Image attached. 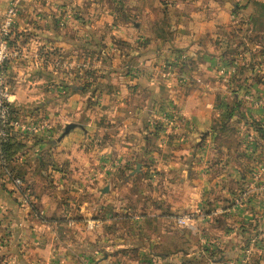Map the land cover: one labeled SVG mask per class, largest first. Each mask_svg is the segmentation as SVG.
Returning a JSON list of instances; mask_svg holds the SVG:
<instances>
[{
  "label": "rangeland",
  "instance_id": "1",
  "mask_svg": "<svg viewBox=\"0 0 264 264\" xmlns=\"http://www.w3.org/2000/svg\"><path fill=\"white\" fill-rule=\"evenodd\" d=\"M15 1L18 6V14L15 17L16 20L11 33L12 38L10 35L14 55L7 62L8 68L12 67V72L8 73L7 80L11 93L15 89L18 92L16 98L12 93V99H15V104H17L18 108H21V111L14 109L13 120L20 121V125L13 127V129L10 128L8 132L7 141H9L12 133L15 134H13V142L11 141L8 159L0 163V188L11 187L13 192L18 195V199H14V203L10 199V202L22 207L27 212V215L29 214V216L31 215L33 218L44 222L53 219L52 216H49L51 214L47 213L44 208L50 206L51 187L53 186L57 190V192L55 191V197H58L59 205L55 204L53 211L59 208L60 210H57L58 215L64 212L62 214L63 217H59H62L67 222V227H69V233L67 229L60 228V233L64 237H61L63 244L59 245V247L69 248L70 253L66 254L69 256L58 259L55 264H96V261L99 260L98 258L107 250L98 251L96 257L92 253H89L88 257L86 253L76 251L78 249L82 250V245H86L88 250L91 249V245L83 244L82 236L85 233H93L97 237L102 225L114 228L117 221L122 224H125L126 221L128 225L129 221H131L137 229H142V222L150 220L153 208L155 207V210L159 208L157 202L161 201V199L163 200L164 196L166 198L167 194H169L168 198L170 200L168 201V209L162 213L168 215L174 223L171 229L174 232L172 235H174L175 241L172 240L169 248L173 257L178 254L182 255V253L183 257H185L192 250H194L195 254L204 252L208 256L222 255L224 257L227 252L230 253L232 251L230 249V232L234 237H244V243L240 244L238 242V250H241V254L244 251L247 252L246 249L249 247L247 238L252 239L255 244L264 240L263 222L260 223L258 218L249 222V218L241 216L242 213L240 211L243 208L246 210V205L250 203V198L249 200L242 199V193L249 187L255 189L260 181H254L255 186L246 184L243 187L242 184L239 185L231 200L230 191L227 190L229 198L224 197L225 199L227 198V202L225 201L226 203L224 202V204V198L218 199L222 200V206H219V209H206L204 211V207L195 206L199 203V200H194L193 205L191 204L192 206L184 209L182 208V200L177 196L178 191H183L177 186L180 180L174 181L175 186L154 180L153 175L154 173L158 174V169L149 162V160L153 161L152 159L147 160L140 157L131 160L127 155L126 157H119L117 154L114 156L109 151H104L105 147L110 148L113 146L110 141H105V136L109 135L110 131L113 132L118 125L122 126V122H118L117 116L114 117L109 112L100 113V107L103 106L108 109V107L114 106L113 101L101 99V93L112 86L111 77L115 74H134V68L131 67V61L134 56L130 51V39L129 37H124L126 32L122 28L126 26L133 28L134 22L140 18L138 14L143 15L144 12L146 13L145 9L149 4L145 0L143 2L139 0L140 3L137 0H58L55 3L54 0H35L33 9L30 6V10H26L27 15H23L25 10H23L21 0H11V5L15 4ZM150 6L152 7L153 4L151 3ZM255 6L258 9L255 14L264 15V5L256 2ZM137 9H139L138 13L136 12ZM35 12L38 15L42 14V17L35 18ZM21 17L23 18L22 26L19 25L20 20H18ZM258 18H256L257 20L254 23V27L256 26L258 30H255V35H253L255 40L253 39L254 42L251 43L259 44L261 51L259 53H250L255 56L256 61L251 57L249 65L247 64L248 62H244L243 52H231L234 43H238L245 48L248 47L245 46L247 42L236 41L239 37V34L234 35L236 32L234 29L238 28L237 20L233 22L229 17L225 18L223 22L225 25L222 27H225L224 29H228V31L225 34L224 32L221 33L227 36L222 38L220 35L218 36L219 43L222 42V47H220V61L217 68L219 94L213 105L218 111L217 124L213 128L217 133L214 135L211 146L213 149L215 148L212 153L214 158H222L223 156L224 160V157L230 156V150L235 145L240 146L238 150L236 148L237 157L239 158L264 157V120L255 115L247 116L244 113L249 107L256 108L258 106L264 108V41L263 43L260 40L257 41L259 38L258 33L264 31V18ZM245 22L247 23L248 21ZM24 27L26 28L25 31L23 30ZM67 45L69 46L68 48H66ZM234 53L242 59L238 60L234 56L232 58L231 56L235 55ZM184 60L181 55H176L171 62L175 61L178 63H169L168 66L170 68H165V76L162 73L163 77H170L168 78L167 88L171 93V98L168 101H156L155 103L160 105L163 102L165 109L168 110L164 114L160 113L158 117H152L147 131L148 135L152 133L156 136L165 134V136L162 135V139L170 136L172 141L178 140L182 144L185 136L191 134L190 140L194 136L191 130H185L188 126V121L184 117V112L180 105V91L185 85L182 75L183 66H181ZM71 61L74 62L71 63ZM53 65H55V68ZM19 70L23 72L22 79L18 77V74H20ZM24 70L26 71V77L29 78V81H25L26 83L30 81L34 83L37 76L40 75H44L46 79L49 78L46 86L43 84L44 89L54 86L50 80L53 74L61 76L64 80V74L67 73L70 80L72 78L71 83L75 87L73 88L74 93L79 92L84 95V100L79 98L75 102L74 108L77 114L74 115L78 116L80 114L78 111H80L84 101V107L87 110H92L95 116L87 115V112L84 113V111V116H78L77 118H72V114L60 116L58 117V122L54 115H51L50 96L43 95L42 98L34 96V92L37 91L35 85L32 83L28 88V83L25 84L22 81L25 79ZM250 76L254 77V81L249 80ZM67 85L57 83L55 86H58L57 88H67L69 87ZM24 90L29 92L24 93ZM90 116L92 119L95 118V122L100 125V134H95L94 138H90L91 147L88 148V153H83L80 148H77L78 150L74 151V157L76 162L82 163L83 158L87 160V154H89L90 159L98 158L97 162L100 161V163L94 164L97 166L91 168L83 165L70 169L71 159L65 157V151L58 150V152H55L52 148L54 149L58 145V140L62 137L67 125L71 123H66L67 121L80 125L84 123L86 118H91ZM96 116H98V120ZM54 124L60 125L58 132L55 131ZM230 125L233 126L230 127ZM235 127L242 131L239 133V137H237V132H234ZM209 134V131H204L200 141L204 142ZM260 141L261 145H263L262 148H259ZM4 142L6 141L2 143ZM174 143H177V141ZM146 144H143L142 154L147 153L150 155L154 149H152L150 144L145 147ZM178 146L174 148L176 152H178ZM204 151L208 150L204 149ZM155 154H157V150ZM138 164H140V170L133 173L137 169ZM142 164H144V168L141 170ZM99 168L101 170H98ZM256 169H253V176L258 175ZM68 170L69 172L77 173L76 177L72 179L67 173ZM215 171L217 172V169ZM194 172L195 170L191 169L188 178H191L192 181L188 182V184L196 182L193 177ZM36 174H42V179H36ZM26 176L28 177L27 179ZM100 176L101 179L104 176L101 181L105 185L101 189L103 193H108L111 189H118L122 190L123 194V197L121 196L122 207L114 211L113 201L109 208L110 213L103 216L98 213L99 206H96V204L92 205L89 202L86 203V198L81 195L84 193V189L98 181ZM14 177L22 178V188L14 183ZM35 182L38 183V186H41L43 192H45V189L47 190L46 196L36 194ZM184 182H186V179ZM228 182H226V185ZM261 182L260 184L264 187V180ZM192 184L191 186L193 187L194 185ZM226 185L220 186L219 191L224 188L227 189ZM105 187H108V191H104ZM160 191L163 192L160 193ZM154 193L160 194L159 199H154ZM194 198L198 199V197ZM230 201L232 206L234 205L233 209H236L235 212H232V215L230 213ZM225 204L226 206H224ZM180 217L185 218L184 223L178 222ZM93 221L94 224L92 226ZM126 226L121 227L124 229ZM179 229L185 231L188 236L187 243L184 245H178ZM7 233L5 236H7ZM42 233L43 237H45L44 229H42ZM47 234L50 235V240H47L49 244L51 243V232L48 231ZM35 235L37 236V234ZM5 236H2V238ZM198 236H207L212 239L216 237L214 240L225 237L223 241H227L225 244L229 242V245L223 247L214 242L209 243L210 239L202 242ZM235 240L237 241V239ZM12 244L1 240L0 250L2 247L11 248L6 249L4 254L2 252V255L5 256L4 260H0V264H14L11 262L12 259L7 258V256L12 258L19 253L28 254L30 252L29 244H25L26 247L23 252L24 246L22 248V245L24 243L19 242L18 246L20 248L17 244ZM126 244L117 248L126 256L119 261L121 264L153 263L148 258L149 250L147 248L146 253H142V251H145L143 249L145 245L142 243ZM51 246L53 245L51 244ZM131 246L133 248L132 252L129 251ZM151 249L150 247V253L152 254ZM211 253L213 255H210ZM154 258H157V256H154ZM193 259L188 264H196ZM160 261H155L154 264H160ZM107 264H115V259L112 257Z\"/></svg>",
  "mask_w": 264,
  "mask_h": 264
},
{
  "label": "crops",
  "instance_id": "2",
  "mask_svg": "<svg viewBox=\"0 0 264 264\" xmlns=\"http://www.w3.org/2000/svg\"><path fill=\"white\" fill-rule=\"evenodd\" d=\"M57 1L58 0H54V3ZM143 1L144 0H140V2ZM145 1L149 4L145 9L146 13L144 12L143 15L138 14L140 18L138 17L139 19L134 22L133 28H128V26L122 28L124 32H126L124 37H129L130 39V51L134 56V59L131 61V67L134 68V74H115L111 77L112 86L101 93V99L113 101L114 106L108 107V109L102 106L100 107V113L103 114L105 111L109 112V114H113L114 117L117 116L116 119L118 122H122V126L118 125L113 132L110 131L111 133L109 132V135L105 136V141H110L113 146L110 148L105 147L104 151H109V153L114 156L117 154L119 157H126L127 155L131 160L140 157H142L141 159H152L153 161L149 160V162L158 169V174L154 173L153 175L154 180L163 181L170 186H175L174 181L180 180L177 186L183 191H178L177 196L182 200V208L186 209L188 206L193 205L194 200H199V203L195 206L199 208L204 207V211L206 209H219V206H222V200L220 201L218 199L221 197L224 198L225 196L229 198L227 190L230 191L231 200L233 194L237 192L239 185L242 184L243 187L246 186V184L255 186L254 181H260V183H262L261 181L264 180V157L239 158L237 157L236 148L238 150L240 146L235 145V147L230 150V156L224 157L223 160V156L222 158H214V156H212L215 148L213 149L211 147L214 135L217 133L213 128L218 120V111L213 107L214 101L218 99L219 94V74L217 68L220 61L219 52L220 47H222V42L219 43L220 40L218 36L220 35L221 38L227 36L224 34L228 31V29L222 27L225 25V23H223L224 19L229 17L233 22L237 20L236 24L238 28L234 29L236 31L234 35L239 34V37L236 41L242 43L247 42L246 45H244L248 47L245 48L238 43H234L235 45H232L231 52H243L244 62H248L247 64L249 65V63H251V57L256 61L255 56L250 53H259V51H261L259 44H253L251 42H254L253 37L255 36L253 35H255V30H258L256 26L254 27V23L257 20L256 18H264V15L260 16V14H255L258 10L255 5L256 2L257 4L264 5V0ZM10 2L11 0H0V17L6 13L11 4ZM137 2L140 3L139 0H137ZM34 3L35 0H21V5H23V10H25V13L21 14L27 15L26 10H30V6H32L33 9ZM151 3L153 4L152 7L150 6ZM136 12L138 13L139 9H137ZM34 14L35 18L42 17V14L38 15L36 12ZM141 16H143V18H141ZM18 20H20L19 25L22 26L21 22L23 18L21 17ZM245 21H248V24ZM23 30L25 31L26 28L24 27ZM221 32H224V34ZM258 34L259 38L257 41L260 40V42L263 43L264 31ZM68 47L67 45L66 48ZM178 54L185 59L184 63L181 65L183 66L182 75L185 80V85L180 91V105L183 109L184 117L188 121V126L185 130L188 131L189 129L194 133L191 140L189 139L192 136L191 134L185 136L183 144L181 141L178 142V140L172 141L170 136L162 139L165 134H162L163 136H156L154 133L147 134L148 127L150 126L149 123L152 121L151 118L158 117L160 113L164 114L166 110H168L165 109V104H163V102L160 105L155 102L168 101L171 98V93L167 88L169 82L168 78L170 77L168 76L165 78L162 76V73L165 76L164 71L166 67L168 69L170 68V66H168L169 63H178L175 61L171 62L172 58H175ZM235 55L231 57H237L238 60L242 59L237 54ZM72 62L74 61H71V63ZM59 66L57 67L59 68ZM53 67L55 68V65H53ZM9 72H12V67H9L8 73ZM159 73L161 74L159 75ZM26 76V71L24 70L25 79L22 81H29V78ZM18 77L22 79L23 72H20ZM250 77L249 80L254 81V77ZM48 80L49 78L46 79L44 75L37 76L34 83L31 81L27 82L28 88L33 83L37 89V91L34 92V96L40 98H42L43 95L50 96L51 102L49 106L52 111L51 115H54L57 121L58 117L63 115L69 116L70 114H72V118L84 116L83 114L86 112L87 115L91 114L95 116L92 110H87L86 107H84V101L82 102L80 111H78L80 114L78 116L74 115L77 114L74 104H76L75 102L79 100V98L84 100V95L79 92L74 93V85L71 83L72 78L70 80L67 73L64 74V80L61 76L53 74L50 80L54 86L44 89L43 84L46 86ZM27 83L25 82V84ZM57 83L68 84L67 86L69 87L57 88L58 86H55ZM39 86H41V88H39ZM13 91V96L16 98L18 92L16 89ZM25 92L29 91L24 90V93ZM12 100V107L15 110L21 111V108H18L17 104H15V99ZM244 113L247 114V116L255 115L261 120H264L263 107H249ZM97 117L98 116H96V119ZM68 122L72 123V121H67L66 123ZM73 123L75 124V122ZM84 123L86 124L84 125ZM84 123L80 125L75 124L76 127H73L67 133L64 132L65 134L63 133L62 137H59L58 145L55 146L54 149L52 148L55 152H58V150L62 152L65 151V157L71 159L70 169H75L83 165L91 168L97 166L94 164L100 163V161L97 162L98 158L90 159L89 154H87V160L83 158L82 163L75 161L74 151L80 148L83 153H88V148L91 147L90 138H94L95 134H100L101 131L100 125L95 122V118H86ZM54 125L55 131L58 132L60 125ZM231 126L233 125H230V127ZM234 130V132H237V137H239V133L242 131L236 127ZM204 131H209L210 134L207 135L205 141L202 142L200 140ZM197 136H199V138H197ZM176 141L177 143H174ZM144 143H147L145 147L150 144L152 149H154L150 155L147 153L142 154L141 149L144 147ZM259 143V148H262L263 145H261V141ZM177 145H179L178 152L174 149ZM204 149L208 151H204ZM156 150L157 154H155ZM207 164L208 166H206ZM143 168L144 164H142L141 170ZM255 168H257L256 170L258 171L257 177L252 175L253 169ZM191 169L195 170L193 177L196 182L193 184L191 183L194 185L193 187L190 183L188 184V182L192 181L191 178H188ZM216 169L217 172L215 171ZM98 170H101V168ZM67 173L72 179L77 175V173L69 172V170ZM42 176V174H36L35 178L42 179ZM103 177L104 176H102V179ZM27 178L26 176V179ZM102 179L100 176L98 181L88 186L87 189H84V193L81 194L86 198V203L89 202L92 205L96 204V206H99L98 213L100 216L110 213L109 208L113 201L114 211L119 207L121 208L123 203L121 200L123 197L122 190L111 189L108 193L102 192L101 189L105 186L101 182ZM185 179L186 182H184ZM227 181L229 182L226 185ZM260 183H257L255 189L249 187L251 190L250 203L246 205V210L243 208V210L240 211L242 213L241 216L249 218V222H251L250 220L255 221V219L258 218L260 220L259 222H263L264 224V189ZM222 185H226L227 189L224 188L219 191L220 186L223 187ZM34 186L36 194L43 196L47 195V190L45 189V192H43L41 186H38V183L35 182ZM3 188H0V243L1 240H3L8 244L10 242L18 246L19 242H22L24 243L22 245V248L24 246L22 252L25 250V244H29L28 248L30 249L28 254L19 253L14 255L15 257L11 258V256H7V258L12 259L11 262L14 264H55L58 259L69 256L66 255L70 253L69 248L59 247V245L63 244L61 242V237H64L60 233V228L67 229L69 233V227H67V222L62 219V214L64 212L58 215L57 210H60L59 208L53 211L55 209L54 205H59V199L55 197V191L57 192V190L53 186L51 187L50 206L44 208L45 211L47 210V213L51 214L49 216H52L53 219L44 222L33 218L31 215L29 216V214L27 215V212L19 205L12 204L18 195L16 192H13L12 188L9 186L5 189ZM161 192L163 191H160V193ZM153 196L154 199H159L160 194L154 193ZM168 196L169 194H167L166 198L164 196L163 200L161 199V201L159 200L157 202L159 208L156 210L155 207L153 208L154 210L152 211L150 220H147V222L141 221L144 224H142V229H137L131 221H129L131 223H129V225L126 221L125 224L117 221L114 228H108L107 225H102L97 237L96 234L93 233H85V235L82 236L84 240L83 244L87 243L91 245V249L88 250L86 245H82L83 249H78L76 251L79 253H86L87 256L89 253H92L96 257L98 251L106 249L107 251H105L96 262L98 264H107L113 257V259H115V264H121L119 261L126 256L122 251L117 249L118 246L127 245L126 243H129V245L142 243L145 245L143 247L145 251H142V253H146V248L149 250L148 258L153 261L151 264H154V262L158 260H161L160 264H188L191 263L189 261L193 258L196 264H264V240L262 242L258 241L257 244H255L252 242V239L250 240L247 238V240H249L247 242L249 247L246 249L247 252L244 251L241 254V250H238V242L240 244L244 243V237H234L231 232L230 249L232 251H230V253L227 252L224 257L208 256L204 252L195 254L194 250L186 254L185 257H183L182 252H180L182 255L178 254L173 257L169 248L172 244V240L175 241V237L172 235L174 232L171 229L174 223L168 215L162 213L168 209V201H170ZM194 197H198V199ZM227 198H224L223 204ZM224 206H226V204ZM231 206L232 203L230 201V213L232 215V212H235L236 209H233L234 205L232 208ZM261 217H263V219H261ZM125 225L127 226L123 229L121 226ZM234 227H236V225H234ZM42 229H44L45 237H43ZM48 231L51 232V243L49 244L47 242V240H50V235L47 234ZM6 232H8L7 236H5ZM33 233L34 235H32ZM35 234H37V236ZM2 236L5 237L2 238ZM198 238H200L202 242L210 239L209 243L214 242L223 247L229 245V242L225 244L227 241H223L225 237H218L219 240H214L216 237L212 239L207 236H198ZM177 239L178 245H184L187 243L186 240L188 236L185 231L179 229ZM235 239H237V241ZM51 244L53 246H51ZM150 247L152 248V254L150 253ZM10 248L11 247L1 248L0 260H4L5 255H2V252L4 254L6 249ZM129 251H133L132 246ZM154 256H157V258H154Z\"/></svg>",
  "mask_w": 264,
  "mask_h": 264
},
{
  "label": "built area",
  "instance_id": "3",
  "mask_svg": "<svg viewBox=\"0 0 264 264\" xmlns=\"http://www.w3.org/2000/svg\"><path fill=\"white\" fill-rule=\"evenodd\" d=\"M18 12V6L15 1V4H10L6 13L0 17V163L5 162V158L2 152L1 143L8 140L9 129H13L17 125H20V121L13 120L12 117V93L10 90V85L8 83V65L7 62L14 55V49H12L11 39L12 38V29L16 20ZM257 177V175H256ZM14 183L23 187V181L20 177H14ZM264 189V187L262 186ZM251 195L250 188L245 189L241 197L243 200H249ZM179 223H184L185 218L180 217L178 219ZM93 223L91 224L93 226Z\"/></svg>",
  "mask_w": 264,
  "mask_h": 264
},
{
  "label": "trees",
  "instance_id": "4",
  "mask_svg": "<svg viewBox=\"0 0 264 264\" xmlns=\"http://www.w3.org/2000/svg\"><path fill=\"white\" fill-rule=\"evenodd\" d=\"M73 88H75V87H73ZM13 115H14V108H12V117H13ZM14 118H15V117H14ZM13 134H15V133H12V135H11L9 141H6V142H4V143H1V148H2V152H3V155H4L5 160L8 159L9 154H10V147H11V144H12V142H13V140H14V136H13ZM11 141H12V142H11ZM217 250H218V249H217ZM210 255H213V254L211 253ZM213 256H216V255H213ZM221 256H222V255H221Z\"/></svg>",
  "mask_w": 264,
  "mask_h": 264
},
{
  "label": "water",
  "instance_id": "5",
  "mask_svg": "<svg viewBox=\"0 0 264 264\" xmlns=\"http://www.w3.org/2000/svg\"><path fill=\"white\" fill-rule=\"evenodd\" d=\"M73 127H75V124L69 123L66 127L65 133L69 132ZM139 170H140V164H138L137 169L135 171H133V173H135L136 171H139ZM104 191H108V187H105Z\"/></svg>",
  "mask_w": 264,
  "mask_h": 264
}]
</instances>
